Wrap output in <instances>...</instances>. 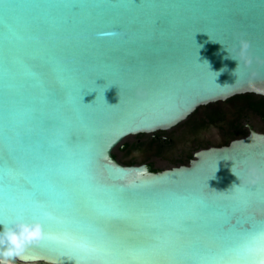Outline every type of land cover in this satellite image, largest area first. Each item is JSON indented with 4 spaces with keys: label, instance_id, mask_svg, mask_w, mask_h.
<instances>
[{
    "label": "water",
    "instance_id": "1",
    "mask_svg": "<svg viewBox=\"0 0 264 264\" xmlns=\"http://www.w3.org/2000/svg\"><path fill=\"white\" fill-rule=\"evenodd\" d=\"M246 93L264 0H0V232L43 233L0 264H260L264 132L157 171L113 154Z\"/></svg>",
    "mask_w": 264,
    "mask_h": 264
},
{
    "label": "flooded vegetation",
    "instance_id": "2",
    "mask_svg": "<svg viewBox=\"0 0 264 264\" xmlns=\"http://www.w3.org/2000/svg\"><path fill=\"white\" fill-rule=\"evenodd\" d=\"M263 98L264 96L255 93L237 94L226 100H220L198 107L187 119L170 129L158 130L154 133H150L151 138L146 142L144 147L152 148V151L156 153H160L166 145L173 144L180 139H190L187 148L182 151V154L172 159L169 158L165 165H155L144 158L143 160L137 161L135 159L120 158L116 154H114V157L119 162L126 165L147 164L152 170L153 168L161 170L168 167L188 164L191 159L194 158V153L199 149L211 146H223L235 138L246 136L250 131L248 124L257 131L264 132V115L262 114V112H264V106L260 104ZM230 113L234 114L230 121L227 123L221 121L223 119H228ZM250 116L259 118L262 122V126L253 125L245 119ZM220 121L221 125H219V127H221L223 131L222 140H212L209 138L200 140L191 139V136H194L193 134L196 130L208 124H216ZM224 124H227V126ZM144 135L148 134H140L139 136L141 137ZM130 147L131 144L129 143L121 146L122 149H130Z\"/></svg>",
    "mask_w": 264,
    "mask_h": 264
},
{
    "label": "rangeland",
    "instance_id": "3",
    "mask_svg": "<svg viewBox=\"0 0 264 264\" xmlns=\"http://www.w3.org/2000/svg\"><path fill=\"white\" fill-rule=\"evenodd\" d=\"M232 116H234L233 113H230V116H228V119H223L221 121H224V123H227L232 119ZM253 125L262 126V122L259 120V118L255 116H250L248 118H245ZM221 121L217 122L216 124H208L204 127H201L200 129L196 130L193 134L194 136H191V139L200 140V139H212V140H222L223 137V131L219 125H221ZM227 126V124H224ZM151 138V134L144 135V136H130L126 138L123 142V144L129 143L131 144L130 149H122L119 145L115 150L113 151V154H116L120 158L124 159H135L137 161L148 159L150 162L154 163L155 165H165L168 162L169 158L177 157L178 155L182 154V151H184L187 148L188 142H190L189 138L180 139L177 142L166 145V147L159 153L152 151V148H145L144 145L147 141H149ZM0 256H10L12 259L15 260V258L9 253L5 254L4 251H0ZM36 264H44V263H36Z\"/></svg>",
    "mask_w": 264,
    "mask_h": 264
},
{
    "label": "clouds",
    "instance_id": "4",
    "mask_svg": "<svg viewBox=\"0 0 264 264\" xmlns=\"http://www.w3.org/2000/svg\"><path fill=\"white\" fill-rule=\"evenodd\" d=\"M42 238V226L38 222L33 224L19 223L13 228L0 232V244L4 245L6 249L5 254H9L8 246H11V250L14 252L15 250L24 249L30 243L38 241Z\"/></svg>",
    "mask_w": 264,
    "mask_h": 264
},
{
    "label": "snow or ice",
    "instance_id": "5",
    "mask_svg": "<svg viewBox=\"0 0 264 264\" xmlns=\"http://www.w3.org/2000/svg\"><path fill=\"white\" fill-rule=\"evenodd\" d=\"M71 7H73V8L75 9V8H80L81 5L73 4V5H71ZM9 123H10V121H9ZM253 239H254V240L258 239V240L264 242V229H262V230L260 231L258 237H253ZM96 247L98 248L99 246H96ZM94 250H95V249H94ZM258 251H259L260 253L264 254V243L261 244V246H260V248L258 249ZM129 254H131V255H133V256H137V255H139L140 253H138L136 250H132ZM228 264H234V262L229 261ZM260 264H264V260H262V261L260 262Z\"/></svg>",
    "mask_w": 264,
    "mask_h": 264
},
{
    "label": "trees",
    "instance_id": "6",
    "mask_svg": "<svg viewBox=\"0 0 264 264\" xmlns=\"http://www.w3.org/2000/svg\"><path fill=\"white\" fill-rule=\"evenodd\" d=\"M260 104H262L263 106H264V98L262 99V101H261V103ZM260 110H262V109H260ZM262 114L264 115V112H262ZM153 170L155 171V170H158V168H153Z\"/></svg>",
    "mask_w": 264,
    "mask_h": 264
}]
</instances>
